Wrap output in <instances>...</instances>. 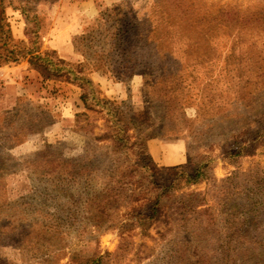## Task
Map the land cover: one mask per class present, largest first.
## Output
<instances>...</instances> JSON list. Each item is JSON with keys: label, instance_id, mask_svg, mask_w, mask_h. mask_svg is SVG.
<instances>
[{"label": "rangeland", "instance_id": "rangeland-1", "mask_svg": "<svg viewBox=\"0 0 264 264\" xmlns=\"http://www.w3.org/2000/svg\"><path fill=\"white\" fill-rule=\"evenodd\" d=\"M5 64L0 264H264V0H0Z\"/></svg>", "mask_w": 264, "mask_h": 264}, {"label": "trees", "instance_id": "trees-1", "mask_svg": "<svg viewBox=\"0 0 264 264\" xmlns=\"http://www.w3.org/2000/svg\"><path fill=\"white\" fill-rule=\"evenodd\" d=\"M20 58H22V57H19L17 55L16 57H12L11 59L10 58L6 59V62H8V61H18ZM28 60H29L30 63H33V64H35L36 62L39 61V64L41 65L42 64L41 62L43 61V57H40L39 55H35V56H32V57L31 56L28 57ZM57 63H59V65L53 69V72H52L51 75H54L56 77L63 76L66 80H70V81H76V79H78L79 80L78 84H80V83L82 84L84 82L89 84V85L91 84L90 80L87 77H85L83 75H80L81 74L80 70H78V74H76V73L73 72V69H71L70 67L69 68H64L63 65L66 63L64 61V59L57 58ZM82 99L85 100L84 94H83V98ZM85 107H87L86 104H85Z\"/></svg>", "mask_w": 264, "mask_h": 264}, {"label": "crops", "instance_id": "crops-1", "mask_svg": "<svg viewBox=\"0 0 264 264\" xmlns=\"http://www.w3.org/2000/svg\"><path fill=\"white\" fill-rule=\"evenodd\" d=\"M51 36H53V35H51ZM70 53H71V55H70ZM73 52L70 50V52L68 53V54H64V55H62L63 57H65V58H71L72 56H73V54H72ZM20 66V64H18V65H12V64H5V65H2V66H0V72L3 74V75H5L6 76V72L8 71V70H14V69H16V68H18Z\"/></svg>", "mask_w": 264, "mask_h": 264}]
</instances>
